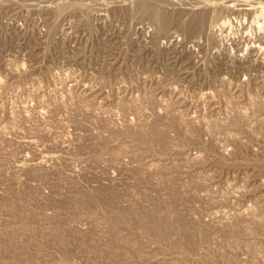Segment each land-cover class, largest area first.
<instances>
[{
  "label": "rangeland",
  "instance_id": "obj_1",
  "mask_svg": "<svg viewBox=\"0 0 264 264\" xmlns=\"http://www.w3.org/2000/svg\"><path fill=\"white\" fill-rule=\"evenodd\" d=\"M263 20L0 0V264H264Z\"/></svg>",
  "mask_w": 264,
  "mask_h": 264
},
{
  "label": "bare ground",
  "instance_id": "obj_2",
  "mask_svg": "<svg viewBox=\"0 0 264 264\" xmlns=\"http://www.w3.org/2000/svg\"><path fill=\"white\" fill-rule=\"evenodd\" d=\"M73 4H74V3H73ZM69 8H70V7H69ZM260 11H261V10H260ZM262 15H263V14H262ZM262 15H261V16H262ZM198 17H199V16H198ZM259 19H260V18H259ZM173 21H174V20H173ZM263 21H264V20H263ZM262 23H263V22H262ZM262 26H263V25H262ZM221 29H222V28H221ZM261 29H262V28H261Z\"/></svg>",
  "mask_w": 264,
  "mask_h": 264
}]
</instances>
